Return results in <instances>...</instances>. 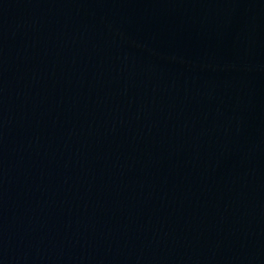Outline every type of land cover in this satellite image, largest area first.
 <instances>
[{
	"label": "water",
	"instance_id": "obj_1",
	"mask_svg": "<svg viewBox=\"0 0 264 264\" xmlns=\"http://www.w3.org/2000/svg\"><path fill=\"white\" fill-rule=\"evenodd\" d=\"M0 264H264V0H0Z\"/></svg>",
	"mask_w": 264,
	"mask_h": 264
}]
</instances>
